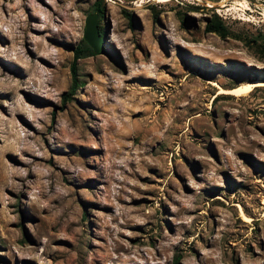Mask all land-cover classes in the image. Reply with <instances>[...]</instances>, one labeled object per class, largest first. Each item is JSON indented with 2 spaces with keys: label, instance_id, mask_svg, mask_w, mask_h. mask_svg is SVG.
Instances as JSON below:
<instances>
[{
  "label": "rangeland",
  "instance_id": "rangeland-1",
  "mask_svg": "<svg viewBox=\"0 0 264 264\" xmlns=\"http://www.w3.org/2000/svg\"><path fill=\"white\" fill-rule=\"evenodd\" d=\"M95 1L0 0V264H264V0H102L65 101Z\"/></svg>",
  "mask_w": 264,
  "mask_h": 264
},
{
  "label": "trees",
  "instance_id": "trees-1",
  "mask_svg": "<svg viewBox=\"0 0 264 264\" xmlns=\"http://www.w3.org/2000/svg\"><path fill=\"white\" fill-rule=\"evenodd\" d=\"M91 11H92V13L95 12L98 14V19H97L98 32H99L101 39H102V35H101V31H100V19L103 18V13H104V5L102 3V0H96L92 6ZM152 15H153V19L155 20L157 18V14L153 13ZM127 17L130 21L131 16L127 15ZM205 31L207 33H216L222 38H225L227 35V29H226L224 23L217 16H214L213 21L206 25ZM261 41L264 43V33L262 34ZM92 56H94L92 49L82 39L80 41V43L76 46V48L73 50L72 62L70 65V75H71L70 93L65 95V98H64L65 101L80 86V83L78 81V62L82 59H86V58H89ZM52 118H54V114H53ZM175 263H177V259H176Z\"/></svg>",
  "mask_w": 264,
  "mask_h": 264
},
{
  "label": "water",
  "instance_id": "water-1",
  "mask_svg": "<svg viewBox=\"0 0 264 264\" xmlns=\"http://www.w3.org/2000/svg\"><path fill=\"white\" fill-rule=\"evenodd\" d=\"M98 14L91 13L85 19V30L83 33V41L92 49L94 55H98L103 46V40L98 32L97 24Z\"/></svg>",
  "mask_w": 264,
  "mask_h": 264
},
{
  "label": "bare ground",
  "instance_id": "bare-ground-1",
  "mask_svg": "<svg viewBox=\"0 0 264 264\" xmlns=\"http://www.w3.org/2000/svg\"><path fill=\"white\" fill-rule=\"evenodd\" d=\"M166 1L167 0H162L161 2H166ZM214 85L218 87L219 94L221 95H233L236 97H245L248 96L257 88H264V81L258 80V81L248 82L245 84H241L232 89H226V88L224 89L218 82H214Z\"/></svg>",
  "mask_w": 264,
  "mask_h": 264
}]
</instances>
